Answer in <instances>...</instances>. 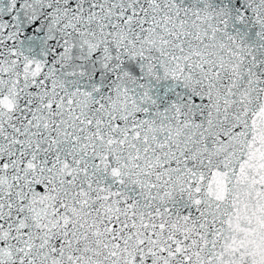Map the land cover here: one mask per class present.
I'll return each mask as SVG.
<instances>
[{"label": "snow or ice", "instance_id": "obj_1", "mask_svg": "<svg viewBox=\"0 0 264 264\" xmlns=\"http://www.w3.org/2000/svg\"><path fill=\"white\" fill-rule=\"evenodd\" d=\"M0 264H264V0H0Z\"/></svg>", "mask_w": 264, "mask_h": 264}]
</instances>
